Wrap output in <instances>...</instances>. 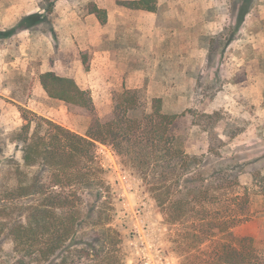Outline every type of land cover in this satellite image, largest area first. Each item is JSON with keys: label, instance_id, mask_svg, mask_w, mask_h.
I'll list each match as a JSON object with an SVG mask.
<instances>
[{"label": "rangeland", "instance_id": "374dc122", "mask_svg": "<svg viewBox=\"0 0 264 264\" xmlns=\"http://www.w3.org/2000/svg\"><path fill=\"white\" fill-rule=\"evenodd\" d=\"M118 1L56 0L46 12L42 0H0V191L13 184L14 169L22 165L21 144L11 139L24 123L21 108L81 135L89 122L85 109L35 90L42 72L73 78L89 91L102 120L112 112L115 93L143 89L162 97L164 111L182 113L173 132L185 152L201 161L203 176L221 169L237 176L235 191H248L249 216L234 232L252 238L264 260V0L250 2L239 27L234 21L243 0H154L155 12ZM90 2L105 10V22L88 15ZM30 13L45 17L17 28ZM34 127L32 122L30 131ZM94 149L112 191L117 264L123 257L127 264H180L181 226L167 222L151 184L109 144L96 142ZM1 197L0 219H10L13 206ZM61 257L35 264H103L79 246ZM16 258L3 231L0 264H15Z\"/></svg>", "mask_w": 264, "mask_h": 264}, {"label": "trees", "instance_id": "16d2710c", "mask_svg": "<svg viewBox=\"0 0 264 264\" xmlns=\"http://www.w3.org/2000/svg\"><path fill=\"white\" fill-rule=\"evenodd\" d=\"M42 1L44 11L51 12L56 0ZM243 1L235 15L236 27L252 0ZM118 3L156 11L154 0ZM87 6L88 13L105 22L104 9L93 2ZM43 17L27 14L16 27L28 28ZM39 81L49 98L85 109L89 122L81 135L21 108L24 123L11 139L21 144L22 165L14 169L13 184L0 191L1 198L13 206L10 219H0V233L6 231L12 241L15 264L59 259L65 249L74 246L99 256L103 264H117L118 233L111 226L113 213L108 207L112 191L95 156L96 142L109 144L124 165L148 180L167 222L181 226L176 240L180 264H264L252 238L234 232L249 216L248 191H235L237 176L221 169L202 175L201 161L185 152L173 132L181 112L164 111L161 96L124 88L113 95L112 112L102 120L89 91L73 78L48 70L39 75ZM32 122L35 127L30 131ZM180 166L181 171L174 174ZM169 179L173 186L167 185ZM122 264H127V257Z\"/></svg>", "mask_w": 264, "mask_h": 264}, {"label": "crops", "instance_id": "0c3cea01", "mask_svg": "<svg viewBox=\"0 0 264 264\" xmlns=\"http://www.w3.org/2000/svg\"><path fill=\"white\" fill-rule=\"evenodd\" d=\"M97 7H98V6H97ZM99 8H100V7H99ZM102 9H103V8H102ZM9 10H10V9L8 8V10L5 11V14H6L7 12H9ZM27 11H28V10H27ZM27 11H26V12H27ZM29 11H30V10H29ZM88 15L91 16V15H94V14L90 13V14H88ZM94 16H95V15H94ZM7 61H8V60H7ZM8 63H9V62H8ZM41 72H42V71H41ZM42 73H43V72H42ZM34 87H35V90L38 91V92H43V93L45 92L44 89L42 88L41 84H40V81H39V78H38V77H36V82H35V84H34ZM45 93H46V92H45ZM8 98H9V97H8ZM11 99H12V98H11ZM0 100H1V99H0ZM6 109H7V108H6ZM17 122H20V121H16V126H17V124H20V123H17ZM246 234H247V233H246Z\"/></svg>", "mask_w": 264, "mask_h": 264}]
</instances>
